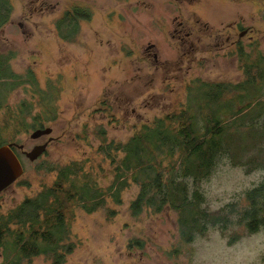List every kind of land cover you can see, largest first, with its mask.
Instances as JSON below:
<instances>
[{
  "label": "rangeland",
  "instance_id": "rangeland-1",
  "mask_svg": "<svg viewBox=\"0 0 264 264\" xmlns=\"http://www.w3.org/2000/svg\"><path fill=\"white\" fill-rule=\"evenodd\" d=\"M9 1L6 20L0 25V53L9 57L11 70L24 82L3 96L8 108L0 110V142L16 143L23 151L46 141L47 145L32 161L20 156L22 174L0 191V212L51 185L59 168L78 163L82 177L77 181L91 179L104 199L89 212L76 200L68 203L69 232L63 242L73 246L61 264H264V226L253 232L237 224L226 230L209 226L204 235L185 243L179 238L177 214L170 207L130 215L128 204L137 185L131 182L123 188L120 203L113 201L110 192L105 195L122 152L110 151L115 155L112 162L101 150L103 143L122 144L142 123L150 124L155 117L182 108L199 131L204 115L213 111L229 123L236 108L248 104L237 120L256 126L264 123V78L245 83L256 73L248 64L264 56V0H95V4L90 1L92 23L78 21L72 32L71 27L54 25L69 0H59L56 9L37 11L26 19L21 16L26 9L23 0ZM172 19L175 25L183 21L184 30L191 31L186 42L193 43L179 73L173 71L177 42L164 30ZM18 23H24L22 34ZM235 23L247 26L248 32L239 37L233 29L230 40L235 43L230 45L224 26ZM150 42L157 53L156 63L144 54ZM216 42L223 46L217 53ZM126 50L136 55L131 59L125 56ZM216 84L223 89L212 103L203 92L207 87L216 90ZM20 109H24L22 114ZM15 117L23 124H15ZM45 127L51 128L49 134L30 137L33 130ZM230 130L224 143L230 145L231 153L221 152L208 177L198 183L203 206L211 212L227 203H244V191L264 178V164H250L264 157V139L250 136L248 126L238 132ZM110 210H114L112 215ZM15 228L10 223L11 232L2 239L0 263L16 254ZM132 238L142 240L141 247H128ZM51 261L50 256L40 254L22 264Z\"/></svg>",
  "mask_w": 264,
  "mask_h": 264
},
{
  "label": "trees",
  "instance_id": "trees-1",
  "mask_svg": "<svg viewBox=\"0 0 264 264\" xmlns=\"http://www.w3.org/2000/svg\"><path fill=\"white\" fill-rule=\"evenodd\" d=\"M4 3L0 0V25L6 20L5 13L10 8L8 3ZM62 19L67 20L65 17ZM8 59L6 54L0 53V110L3 106L8 108L5 102L3 104V96L24 82L19 74L11 70ZM259 61L264 63V56L259 55L248 64L256 68V73L246 78L245 83L255 84L256 77L260 80L264 78V65ZM28 77L30 81L33 80L30 74ZM215 88L213 91L207 87L203 92L212 103L223 89L220 84H216ZM210 91L214 94L210 95ZM196 104L201 109L199 103ZM248 107L249 104L247 107H237L229 123L219 119L211 110L210 116H201V131L191 120V115H187V109L182 108L176 113L155 117L150 124L142 123L135 135L122 144L103 143L101 150L112 162L115 155L110 151L122 152L119 162L115 164L114 180L104 194L110 192L113 201L120 203L123 188L131 182L136 184L137 192L128 204L130 215L136 216L143 211L158 213L164 207H170L177 214L179 238L185 243L197 235H204L209 226L226 230L230 225L237 224L249 232L264 226V178L244 191V203H227L212 212L203 206L204 195L198 188V183L206 179L216 165L221 152L231 153L230 145L224 143L231 128L236 132L248 126L250 136L257 137V141L264 139V123L256 126L253 122L244 124L237 120V117L246 113ZM23 111L20 109L21 114ZM9 113L14 114L11 110ZM14 122L23 124L16 117ZM36 125L34 123L32 127ZM38 125L42 126V123ZM4 143L0 142V145ZM256 146L261 150L260 146ZM13 150L20 159L22 154L19 150ZM250 164L263 165L264 157ZM78 177H82L80 164L64 165L59 168L51 185L42 187L35 196L25 198L7 212H0V244L6 233L11 232L9 224L15 223L17 226L12 231L16 254L0 264H22V261L28 262L31 256L40 254L50 256L52 264L62 263L64 255L73 246L71 242H63L69 232L70 221L65 216L68 203L76 200L89 212L95 210L104 199L94 181L85 177L84 181L78 182ZM113 211H109L110 215ZM234 214L236 217L232 219ZM25 226L30 229L28 233L24 232ZM126 245L141 247L142 240L132 238Z\"/></svg>",
  "mask_w": 264,
  "mask_h": 264
},
{
  "label": "flooded vegetation",
  "instance_id": "flooded-vegetation-1",
  "mask_svg": "<svg viewBox=\"0 0 264 264\" xmlns=\"http://www.w3.org/2000/svg\"><path fill=\"white\" fill-rule=\"evenodd\" d=\"M1 1L2 3L5 2L6 4L10 2L9 0H1ZM90 1H92L93 4H95L96 2L95 0H69L68 2L69 4L65 6L66 7L65 9L63 8L62 10L63 14L61 16L58 15L59 18L55 19L54 21L55 27L61 28L60 27L61 25H65L66 29H69V27H71L72 29H69V30L72 31L74 28H76L78 21L86 22V25L89 26V24L92 23L91 20H92L93 11H94L92 10ZM23 2L26 4V9L22 10V14H21V16H24L23 17L24 19L31 16L33 13H36L37 11L43 14V12H45L48 9L54 10L58 7V4L60 3L59 0H23ZM102 2H104V0H102ZM207 11L209 10H206L205 13ZM203 13H204V10H203ZM63 17L67 18V20L62 19ZM174 18H176V16ZM175 21L176 20L172 19L171 22H167L168 29L165 28L164 30L166 32L168 31V34L170 35V37L174 38L175 41L177 42V45H176V49H177L176 53L178 55V59L176 60L177 67L173 71L174 73L176 72L179 73L180 70H183L184 58L189 55L188 53L193 48V43L190 40L188 43L186 42V40L189 38L191 31L184 30L185 26L183 24V21L178 20L176 25H175ZM23 25L24 23L22 24L18 23V26L21 28V34L23 33V29H22ZM159 26L162 28L161 23ZM226 29H228V33L225 31L226 32V37H225L226 42L230 40V32H233V29L236 30L239 37L242 35H245L248 32L247 26H243L241 23L240 24L235 23L232 26L226 25L224 26V30ZM93 31L97 32L96 29H93ZM238 39L236 40L237 46L239 45ZM246 41L249 42L248 36H247ZM234 43H235V40H230V45H233ZM216 47H217L216 53L218 52L219 49H223V46L221 45L219 46V43L217 44V42H216ZM146 48L147 49L144 54H146L147 57L152 59V61H154L155 63L158 62L157 53L156 51H154V44L150 42ZM241 54H243L242 56L244 57L243 50L241 51ZM135 55H136V51L126 50L125 56H129L131 58V57H134ZM123 69H125V67H122V70ZM129 71H130V75L133 76L132 68L130 67V64H129ZM20 152L22 155H24L22 153L23 152L22 149L20 150Z\"/></svg>",
  "mask_w": 264,
  "mask_h": 264
},
{
  "label": "water",
  "instance_id": "water-1",
  "mask_svg": "<svg viewBox=\"0 0 264 264\" xmlns=\"http://www.w3.org/2000/svg\"><path fill=\"white\" fill-rule=\"evenodd\" d=\"M51 132L50 127L37 128L30 134L31 138H37ZM51 138H48V141ZM47 141L42 144L34 145L29 151H23L24 156L32 161L42 154L46 148ZM16 143L0 145V191L4 190L22 174L21 161L14 152L13 148H20Z\"/></svg>",
  "mask_w": 264,
  "mask_h": 264
}]
</instances>
